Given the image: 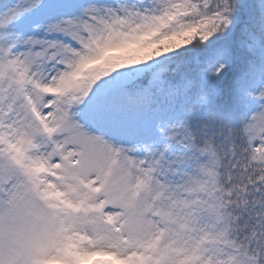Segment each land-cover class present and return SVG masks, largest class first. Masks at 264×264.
<instances>
[{
  "label": "snow or ice",
  "instance_id": "snow-or-ice-1",
  "mask_svg": "<svg viewBox=\"0 0 264 264\" xmlns=\"http://www.w3.org/2000/svg\"><path fill=\"white\" fill-rule=\"evenodd\" d=\"M0 264H264V0H0Z\"/></svg>",
  "mask_w": 264,
  "mask_h": 264
}]
</instances>
